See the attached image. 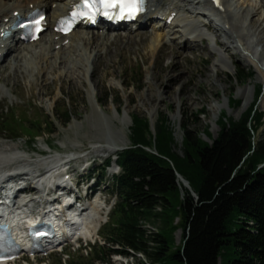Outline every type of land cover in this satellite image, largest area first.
<instances>
[{"label":"rangeland","instance_id":"rangeland-1","mask_svg":"<svg viewBox=\"0 0 264 264\" xmlns=\"http://www.w3.org/2000/svg\"><path fill=\"white\" fill-rule=\"evenodd\" d=\"M260 1L262 0H258ZM185 13L187 11L183 10L182 14L185 15ZM200 19L206 21L203 16H200ZM218 28H207L200 23V29L208 36L209 48L220 54L219 57L204 49V40H196V48H184L182 46L184 38L179 37L176 32L171 33V36L177 34L170 42L172 47H169L173 50L172 52L170 49L161 47L158 53L150 54L147 48L150 37L146 38L145 35L142 36L144 33H138L143 31L151 34L150 25L129 33L126 30L98 29L99 33H121L131 36L125 38L120 36L117 40L111 41L110 49L106 46L113 54L111 59H101L90 54L91 58L87 61L80 83L75 82L71 77L57 76L58 70L62 69L61 66L57 69L58 72L50 74L47 70L48 75L36 80L28 74L29 69L24 72V68L23 70L20 68L13 74L10 72L9 61L15 54L20 57V53L14 50L10 56L0 62V147L6 149L7 155H13L16 151L8 147L12 144L17 145L20 156H23L25 161L13 165L21 164L32 173L48 169L51 165L42 160L49 157L58 156L63 158L61 161L74 157L70 162L73 178H77L80 173L83 175L78 178H82L90 173L91 168L99 170L107 155L115 158L114 154L117 151L130 145L128 128L131 124L130 116L133 114L147 118L152 132L157 117H165L173 130L177 147L181 145L180 124H188L199 132L203 140L210 143L219 131L217 120L221 112L224 111L227 116L237 120L252 101L256 102L255 107L258 111L264 112V100H262L264 99V78L258 74L256 66L252 65L255 62H245L243 53L233 48L229 37ZM48 30L49 27L42 35L48 33ZM82 30L96 31L95 29ZM159 31L163 32V29ZM167 39L166 42L169 43ZM170 39L172 40L171 37ZM216 39L229 45V50H224ZM138 42H140L139 49H136ZM257 47L263 50L264 54L263 45L259 44ZM140 49L146 53L143 54ZM163 50L168 56L162 55ZM173 53L175 58L171 59ZM178 53L182 55H177ZM20 60L21 58L16 60V66L18 61V65L24 67V63L19 62ZM171 62L169 75L175 78L168 79L164 68ZM235 63L243 67L246 72H252L253 75L244 82L234 79ZM32 68L36 72L35 67ZM230 77L233 80H230ZM131 83L132 86L128 87ZM156 85L159 86L161 98L154 96L150 101L142 102L141 97L147 99L149 88L154 90ZM255 86L262 87L257 99L254 94ZM106 89L110 90L112 98L107 102L101 101L100 105L96 99L100 100ZM230 97L239 99L240 103L229 106ZM114 110L116 112L119 110L117 114L120 115L126 111L124 114L128 117L127 123L122 129V132L126 134L125 139L121 138L117 118H112L110 122L105 117L107 115L113 117ZM64 111L71 113V119L66 125L55 118L56 113L63 114ZM116 112L115 115H117ZM197 113L200 114L197 115ZM99 115L103 120L107 119L105 123L109 124L108 126L105 123L101 124ZM37 127L39 131L35 133ZM205 129L209 131L210 138L204 134ZM107 135L117 139L118 142L123 141L122 146L114 151L105 150L100 145L103 140H106ZM261 138H264V115L255 133V140ZM86 166L87 168L83 169ZM116 167L114 161H111V165L103 176L99 177L94 172L92 179L84 185L90 186L87 192L92 189V201L90 200L89 203L95 201L97 205H100L98 208L102 207L99 220L93 224L97 234L88 240L78 241L79 248L77 243H73L65 247L62 252H41L34 255L24 253V260L16 261L14 264H148L149 260L141 253L132 255L130 252V255L123 256L114 255L115 253L112 252L109 254L107 251L110 249V244L105 239V234L108 225H112L115 218L111 215L115 196L108 188L111 182L110 176ZM76 168L78 171H75ZM94 179L98 180V185L95 186L96 188H91ZM144 226L149 230L155 229L151 225ZM67 243L70 242L67 241ZM181 243V229H177L173 232V240L169 243V253L180 247ZM100 246L104 247L102 253H100ZM163 263L177 264L168 259H165Z\"/></svg>","mask_w":264,"mask_h":264},{"label":"trees","instance_id":"trees-1","mask_svg":"<svg viewBox=\"0 0 264 264\" xmlns=\"http://www.w3.org/2000/svg\"><path fill=\"white\" fill-rule=\"evenodd\" d=\"M234 69L239 82L253 75L238 63ZM261 89L255 86L256 99ZM111 98L106 89L98 102ZM239 103L229 98V106ZM255 104L237 120L221 112L219 131L210 143L180 124V147L165 117H157L152 132L147 118L130 116V145L116 153L119 172L111 175L108 188L116 197L114 222L105 234L109 254L141 253L149 264H164L165 259L177 264H264V138L255 140L264 112ZM55 118L66 125L71 113H56ZM204 134L210 138L207 129ZM110 161L104 160L100 177ZM177 229L182 243L169 253ZM99 248L102 253L104 247Z\"/></svg>","mask_w":264,"mask_h":264},{"label":"bare ground","instance_id":"bare-ground-1","mask_svg":"<svg viewBox=\"0 0 264 264\" xmlns=\"http://www.w3.org/2000/svg\"><path fill=\"white\" fill-rule=\"evenodd\" d=\"M72 2H74V0H0V62L4 61L14 50H16L18 51V54L20 53V57L16 54L12 56V59L9 61V67L11 68L10 72H16L20 68L21 70L24 68L23 71L27 72L29 69L28 74L32 75L33 80H36L37 78L48 75L47 70L50 74L59 71L57 76L64 75L68 78L71 77L75 80V82L80 83L82 81V75L84 74V68L87 65V61L91 58L90 54H94L101 59H111L110 57L113 54L109 51L110 42L117 40L120 36L125 38L126 36L128 37L131 35L121 33L110 34L109 32L99 33L98 31L85 32L82 30V26H80L81 28H79V30H72L68 35H61L53 30V26L57 18L67 12L69 5ZM34 8L44 9L45 11L47 10L45 20L46 26H49L50 28L48 33L44 34V36L42 35L43 37L41 36L42 38L40 37L32 43L20 44L18 43L19 32L14 33V31L9 27L10 23L15 19L16 14L25 15L26 12ZM183 10L187 11L185 15L182 14ZM157 14L165 16V19L168 16H173V19L170 24H166L164 22L163 24L158 23L155 27L153 26L150 31L151 34H147L143 31L138 32L141 34L144 33L142 36L145 35L146 38L150 37L147 44L150 54L154 52L158 53L161 47L170 49V47H172L170 42L173 41V37L175 38V36H177V34L171 36V33L176 32L179 34V37L184 38L182 41V46L184 48H196V40H204V49H206V51L210 54H217L219 57L220 54L209 48L210 46L207 42L208 36H206L200 29V23H203L207 28L219 27L218 29H222L229 37L230 44H232L233 48L243 53L245 62H255V64L252 65L256 66L255 68L258 74L264 78V54L263 50H260L257 47L259 44H262L264 47V0L260 2H258V0H150L145 17L151 18ZM200 16H203L206 21L200 19ZM175 26L179 27L175 28ZM4 29H7L10 33H12L10 38H1V33ZM126 29L128 32L132 31L131 26L126 27ZM160 29H163V32H160ZM166 39L170 45L166 42ZM219 40L220 39H216V42L220 43V45L224 47V50L228 51L229 45ZM139 44L140 42L136 44V49H139ZM177 50L180 51L179 49ZM172 51L173 50H171V52ZM180 52L183 53V51ZM142 53L144 54L146 52ZM162 55L168 56L165 54V50H163ZM177 55L180 54L178 53ZM173 56L174 53L171 56V59L175 58ZM14 58L16 60L21 58L19 62H23L24 67L19 66L18 61L16 66V60H14ZM22 58L24 59L22 60ZM171 64L172 62L165 65L164 68L165 76L168 79L175 78L169 75ZM28 65H30V67H28ZM33 66L35 67L34 69H36V72H34L32 68ZM60 66L62 69L57 71ZM149 90L150 92L146 96L147 99L141 97L142 102L150 101L154 96L161 98L158 85L155 86L154 90H152L151 87ZM96 102L98 103V98L96 99ZM115 110L113 112V117L108 116L104 112L103 114L107 115L105 117H107L110 122L112 121V118H117V121L120 124L119 132L121 134V138L123 137L125 139L126 134L122 132V129L127 123L128 117L124 114L126 111L120 115L117 114ZM115 112L117 115H115ZM98 117L101 118L102 125L107 120H103L100 115ZM105 124L106 126L109 125L107 123ZM107 136L106 140H103L102 145H100L105 150L114 151L118 150L122 146L123 141L118 142L117 139L111 138L109 135ZM8 149H12L16 152H14L13 155H7L5 153L6 149L0 147V185L9 184L11 186L9 189L15 190L19 187V185L22 184L24 186L27 183L25 188L30 191H36L35 188H33L32 182H29V179L24 178L23 174L27 173H22L17 170L15 165H13L17 162L25 161L22 158L23 156H20V150L17 149V145L12 144L8 147ZM49 158L51 159L49 160ZM49 158L42 160L44 163L51 165L47 170H45L44 174L46 173V175L53 170H56L58 166L65 161H61L63 158H58V156ZM13 166H15V174H10L13 170ZM46 175L40 179H44V183L49 186L53 181V175L52 173L47 176ZM37 176L39 175L33 176V179ZM59 187L60 189L63 188L64 190H67L70 189L71 186L68 182H59ZM63 193L65 195H70L68 202L72 205L75 201L73 196L78 197L80 195L79 191H74L73 196L67 191H63ZM24 200L25 198L22 199V201ZM33 201V199L25 201L24 205L26 206L28 202ZM98 206L100 205H97V203L93 201L88 203V207L84 210V214L79 215L74 212L71 213V217L74 219L73 224L75 227L72 225L67 226L68 224H65L62 221H56L55 224L58 233L74 232V235L81 236L86 240L92 238L94 234L98 233L93 228V224L100 218L99 212L102 207L98 208ZM19 209L20 208L7 215V221L10 225H12L15 237L18 241L22 239L20 228L22 226L23 219L21 217L22 215H25L24 212ZM2 220L3 219H0V221ZM0 264H4V262H0Z\"/></svg>","mask_w":264,"mask_h":264},{"label":"snow or ice","instance_id":"snow-or-ice-1","mask_svg":"<svg viewBox=\"0 0 264 264\" xmlns=\"http://www.w3.org/2000/svg\"><path fill=\"white\" fill-rule=\"evenodd\" d=\"M97 3L102 5L104 8L113 9L119 8V15L121 18L124 16H135L136 13L141 11V5L143 4V0H84V5L89 10H99L97 9ZM80 14V15H87L88 13H73V16ZM104 15H109L108 12H104ZM36 27V31H39V23L40 21L37 20L34 22ZM21 27H28L27 24L20 25ZM42 235V234H41ZM2 259V257H0Z\"/></svg>","mask_w":264,"mask_h":264},{"label":"water","instance_id":"water-1","mask_svg":"<svg viewBox=\"0 0 264 264\" xmlns=\"http://www.w3.org/2000/svg\"><path fill=\"white\" fill-rule=\"evenodd\" d=\"M180 180H181L182 184H183L185 187L189 188V184H188L187 180L183 179L182 177H180Z\"/></svg>","mask_w":264,"mask_h":264}]
</instances>
